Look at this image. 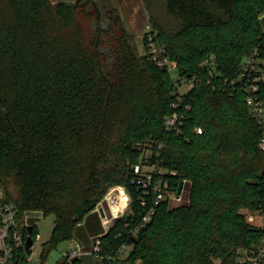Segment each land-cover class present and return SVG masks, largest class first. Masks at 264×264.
Returning <instances> with one entry per match:
<instances>
[{"label":"trees","instance_id":"obj_1","mask_svg":"<svg viewBox=\"0 0 264 264\" xmlns=\"http://www.w3.org/2000/svg\"><path fill=\"white\" fill-rule=\"evenodd\" d=\"M143 2L167 65L134 55L112 4L0 0V206L15 209L25 240L32 226L34 242L35 219L54 217L42 264L60 243L88 249L104 233L93 210L115 184L127 188L130 210L100 238L95 264H235L264 239L248 220L264 216V152L247 101L264 114V65L252 66L264 60V0ZM182 80L192 83L186 93ZM173 113L179 131L165 125ZM146 150L173 190L183 188L177 206L162 202L143 223L150 204L141 205L132 167ZM30 253L15 249L12 264Z\"/></svg>","mask_w":264,"mask_h":264},{"label":"built area","instance_id":"obj_2","mask_svg":"<svg viewBox=\"0 0 264 264\" xmlns=\"http://www.w3.org/2000/svg\"><path fill=\"white\" fill-rule=\"evenodd\" d=\"M155 34L152 32L149 38L152 41L153 48H156L153 42V37ZM153 59L158 60L159 58L153 57ZM168 61L166 59H159V65H167ZM251 65V62H247V67ZM192 86V83H188ZM255 90V87L252 88ZM248 103L251 105L252 112L254 113L256 119L261 125L263 136L259 143V148L264 152V114L263 109L256 103L254 97L250 95L247 98ZM180 118L178 114L173 113L169 115L165 120V125L167 128L179 131ZM201 133V130H198ZM149 150L145 151L144 158L142 161L133 165L132 170L135 176L133 184L137 186V189L141 192L140 202L142 206L150 204L149 210L142 217L143 223H148L152 215L154 214V207L162 202H167L171 205L173 201L181 202L182 196L177 197V193L173 190L168 179L165 178L166 170L161 165L159 159L152 160ZM112 196V194H111ZM2 197V192L0 189V199ZM111 201L113 207L111 206L110 213L116 218L123 217L124 209L130 206L131 199L127 196L124 191H120L118 196H112ZM105 212V211H104ZM110 214V215H111ZM0 215L2 217V226L0 227V264H12L14 257V250L25 246V237L23 233L18 231L17 224L15 222V209L8 204L0 206ZM105 222L108 223V217L105 213ZM248 220L254 222L255 215H249ZM105 223V224H106ZM28 226V223H25ZM104 227V233L96 237L90 248L86 249L82 245L77 244L76 247H70L65 253L63 259H65L67 264L72 263L75 259L81 258L83 256H93L95 259L101 260V240L100 238L108 232L110 227ZM129 247L124 245L121 248L120 255L125 249ZM108 264H117V260L108 256ZM121 260V259H120ZM28 263H30V257H28ZM213 264H221L220 259H214ZM235 264H264V239L258 246L243 248L236 259Z\"/></svg>","mask_w":264,"mask_h":264},{"label":"rangeland","instance_id":"obj_3","mask_svg":"<svg viewBox=\"0 0 264 264\" xmlns=\"http://www.w3.org/2000/svg\"><path fill=\"white\" fill-rule=\"evenodd\" d=\"M63 2H69L73 3L75 0H61ZM98 2L101 5L102 10L105 12V10L112 5L117 9V12L122 20L123 26L125 28V31L127 32V41L128 44L134 53V55L137 58H140L146 54L151 55L152 57H157L161 59L160 52L157 48H153L152 41L150 40L149 36L152 34V28L150 24V15L145 8L143 0H98ZM158 13L159 18L162 20L163 24L167 27H170L172 25V22L168 17L166 16L163 8L161 6H157L155 9ZM253 64L252 66L257 71H262L261 65H264V60H261L256 57H252ZM246 62L250 63L251 60L246 59ZM172 71V70H171ZM172 75L175 77L176 74L174 71H172ZM192 86H190L188 83H185L183 80L181 81V84L178 85V90L180 93H186L191 89ZM151 151H148V153ZM120 191H124L127 196L131 199L130 194L127 190V188L124 185L115 184L107 188L105 196L101 199V201L98 202L96 207L93 211H97L100 217V221L102 226L105 225L106 227H111L116 220L125 217L130 210V206L126 207L123 212V217H114L110 213L111 206L113 205L111 201L112 196H118ZM112 194V196H111ZM132 200V199H131ZM180 202L173 201L171 203V206H177ZM131 205V202H130ZM113 207V206H112ZM100 208H103L105 213L108 217V223L105 221V217L101 216L100 214ZM111 214V215H110ZM252 215V214H251ZM106 223V224H105ZM254 223L256 225L264 226V216L262 215H255ZM29 224V223H28ZM34 225L36 226L38 230V237L36 241L34 242V245L31 248L30 253V263L28 264H42L41 263V251H42V245L47 242L51 236L52 230L54 228V217L52 215L43 217L39 216L37 219H35ZM77 244H80V242L76 238H71L69 241H64L60 243L56 249H54L50 255L48 256V259L43 264H58V262L63 259L64 253L72 246L76 247ZM81 245V244H80ZM130 247L128 249H125L124 252L120 255V259H124L126 254L128 253ZM84 264H95L96 259L93 256L90 257H84L83 258ZM100 264V262H97Z\"/></svg>","mask_w":264,"mask_h":264},{"label":"water","instance_id":"obj_4","mask_svg":"<svg viewBox=\"0 0 264 264\" xmlns=\"http://www.w3.org/2000/svg\"><path fill=\"white\" fill-rule=\"evenodd\" d=\"M182 188H183V182H180L179 186L177 188V197H180ZM100 214L103 217L105 216V212H104L103 208H100ZM31 228H32V226H28V229H27V237H26L25 246H24L26 251H30L32 246L34 245V240H33V238L31 237V234H30L31 233ZM118 264H125V263L119 262Z\"/></svg>","mask_w":264,"mask_h":264},{"label":"crops","instance_id":"obj_5","mask_svg":"<svg viewBox=\"0 0 264 264\" xmlns=\"http://www.w3.org/2000/svg\"><path fill=\"white\" fill-rule=\"evenodd\" d=\"M80 244L87 249V246L85 243L80 242Z\"/></svg>","mask_w":264,"mask_h":264}]
</instances>
